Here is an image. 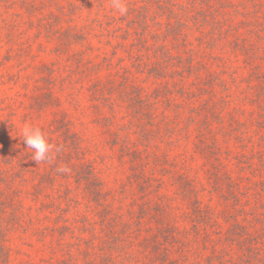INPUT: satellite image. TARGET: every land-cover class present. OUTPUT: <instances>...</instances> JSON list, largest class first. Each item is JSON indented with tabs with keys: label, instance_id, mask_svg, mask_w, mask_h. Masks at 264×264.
<instances>
[{
	"label": "rangeland",
	"instance_id": "rangeland-1",
	"mask_svg": "<svg viewBox=\"0 0 264 264\" xmlns=\"http://www.w3.org/2000/svg\"><path fill=\"white\" fill-rule=\"evenodd\" d=\"M122 3L0 0V264H264V0Z\"/></svg>",
	"mask_w": 264,
	"mask_h": 264
},
{
	"label": "clouds",
	"instance_id": "clouds-1",
	"mask_svg": "<svg viewBox=\"0 0 264 264\" xmlns=\"http://www.w3.org/2000/svg\"><path fill=\"white\" fill-rule=\"evenodd\" d=\"M112 6L121 15L127 12V8L123 5L122 0H112ZM22 135V141L26 145V148L31 150V160L36 164L50 162L53 152L59 151L38 127L26 126L23 129ZM60 171L64 172L66 169H60Z\"/></svg>",
	"mask_w": 264,
	"mask_h": 264
},
{
	"label": "trees",
	"instance_id": "trees-1",
	"mask_svg": "<svg viewBox=\"0 0 264 264\" xmlns=\"http://www.w3.org/2000/svg\"><path fill=\"white\" fill-rule=\"evenodd\" d=\"M219 186V185H218ZM229 187L231 188V185L229 184ZM231 194H232V191H231ZM232 228H234V230H236V231H234L233 229V231H232V233H234L235 235L236 234H240V231H239V228H238V224L236 223V224H234L233 225V227Z\"/></svg>",
	"mask_w": 264,
	"mask_h": 264
}]
</instances>
